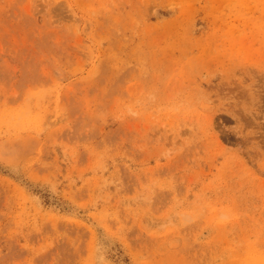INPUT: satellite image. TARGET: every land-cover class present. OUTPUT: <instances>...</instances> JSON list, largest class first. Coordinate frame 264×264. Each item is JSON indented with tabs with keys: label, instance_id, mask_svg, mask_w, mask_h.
<instances>
[{
	"label": "rangeland",
	"instance_id": "1",
	"mask_svg": "<svg viewBox=\"0 0 264 264\" xmlns=\"http://www.w3.org/2000/svg\"><path fill=\"white\" fill-rule=\"evenodd\" d=\"M0 264H264V0H0Z\"/></svg>",
	"mask_w": 264,
	"mask_h": 264
}]
</instances>
